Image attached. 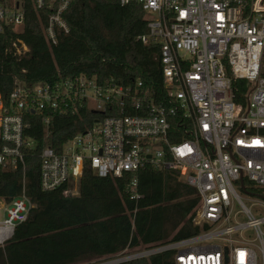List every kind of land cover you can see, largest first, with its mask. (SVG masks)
<instances>
[{
  "label": "built area",
  "instance_id": "built-area-1",
  "mask_svg": "<svg viewBox=\"0 0 264 264\" xmlns=\"http://www.w3.org/2000/svg\"><path fill=\"white\" fill-rule=\"evenodd\" d=\"M27 1L46 13L43 37L55 47L69 32L63 15L74 0H0V34L21 31ZM118 3L141 8L146 33L139 41L158 48L161 89L141 81L98 84L84 75L54 83L16 79L6 103L0 97V167L21 172L22 191L10 204L0 202V247L33 208L25 196V160L36 143L24 136L26 116L40 117L46 140L52 114L85 110L95 117L92 127L58 153L45 146L38 154L42 192L78 195L88 167L98 178L128 176L123 194L138 201L140 170L173 171L195 191L192 223L199 234L136 248L128 259L169 253L172 264H264V216L255 218L238 193L264 210V0ZM12 48L17 58L29 52L18 40ZM247 231L252 238L243 237Z\"/></svg>",
  "mask_w": 264,
  "mask_h": 264
},
{
  "label": "trees",
  "instance_id": "trees-1",
  "mask_svg": "<svg viewBox=\"0 0 264 264\" xmlns=\"http://www.w3.org/2000/svg\"><path fill=\"white\" fill-rule=\"evenodd\" d=\"M45 18V12L37 13L27 1L21 31L0 34V97L4 103L16 79L27 84L54 83L84 75L98 84L113 80L128 86L141 81L151 90L161 89V69L154 61L158 48L139 41L146 33L139 6H121L118 0H74L63 15L69 32L60 35L52 48L42 33ZM17 40L29 50L25 57L13 55L12 44ZM51 118L52 135L44 140L40 117L26 116L29 128L24 136L36 143L25 160V196L33 208L0 247V264H92L142 246L199 234L192 223L195 191L173 171L140 170L138 201L123 194L128 176L98 178L88 167L82 172L78 197H63L60 190L42 192L38 158L42 148L48 146L58 153L95 120L85 110L79 115L55 113ZM21 191V172L0 167V202L10 204ZM120 264H172V260L164 253Z\"/></svg>",
  "mask_w": 264,
  "mask_h": 264
},
{
  "label": "rangeland",
  "instance_id": "rangeland-1",
  "mask_svg": "<svg viewBox=\"0 0 264 264\" xmlns=\"http://www.w3.org/2000/svg\"><path fill=\"white\" fill-rule=\"evenodd\" d=\"M77 187H78V184L76 183ZM240 194V196L242 197V199L244 200V204L245 206L250 210V212L252 213V215L255 217V218H261L264 216V210L258 206H253V202H250L248 197L243 195L242 193L238 192ZM3 217H4V212L0 209V221L3 220ZM246 221V220H244ZM243 237H247V238H252V234L250 231H247V232H244L243 234ZM213 243H220L221 242H213ZM138 249V248H137ZM135 249H133L132 251L129 250V251H126L124 254H119L117 255V257H114V258H111V259H108V258H103V259H100V261H93L92 264H104V263H107L109 261H115V260H120V259H123V258H128L131 253L134 251Z\"/></svg>",
  "mask_w": 264,
  "mask_h": 264
},
{
  "label": "water",
  "instance_id": "water-1",
  "mask_svg": "<svg viewBox=\"0 0 264 264\" xmlns=\"http://www.w3.org/2000/svg\"><path fill=\"white\" fill-rule=\"evenodd\" d=\"M74 197H78V195L74 196ZM130 260L128 258H123L120 260H115V261H109L107 263L104 264H120V263H124V262H129Z\"/></svg>",
  "mask_w": 264,
  "mask_h": 264
}]
</instances>
